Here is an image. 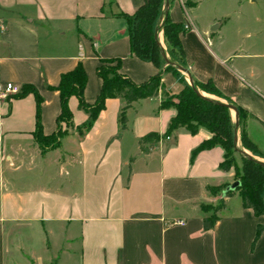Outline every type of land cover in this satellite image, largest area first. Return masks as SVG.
Wrapping results in <instances>:
<instances>
[{
  "label": "crops",
  "instance_id": "0c3cea01",
  "mask_svg": "<svg viewBox=\"0 0 264 264\" xmlns=\"http://www.w3.org/2000/svg\"><path fill=\"white\" fill-rule=\"evenodd\" d=\"M143 1L0 0V87L31 84L38 90L47 135L56 131L60 112L59 93L49 86L78 63L87 76L88 104L102 84L99 57L120 58L121 73L135 83L146 81L158 68L130 52L127 21L120 15ZM261 6L264 0H172L168 14L189 25L181 42L190 76L211 80L222 96L200 92L241 107L249 138L264 151ZM158 36L162 44L161 31ZM161 80L156 97L127 109L123 131V98H107L80 135L77 128L88 113L71 96L72 123L63 125L60 146L47 151L33 136L34 95L0 100V264H264V230L251 248L264 215L243 207L238 193L232 202L236 193L208 190L232 179L233 169L219 167L224 149L215 145L192 157L210 136L204 127L191 133L181 126L162 136L176 110L160 103L182 84L170 71ZM149 132L160 140L140 148L139 139ZM220 199L223 208L204 229L210 212L201 205Z\"/></svg>",
  "mask_w": 264,
  "mask_h": 264
},
{
  "label": "trees",
  "instance_id": "16d2710c",
  "mask_svg": "<svg viewBox=\"0 0 264 264\" xmlns=\"http://www.w3.org/2000/svg\"><path fill=\"white\" fill-rule=\"evenodd\" d=\"M171 1L169 0V3ZM164 3L165 0H144L133 13H120L127 21L130 52L142 60L152 62L158 68V72L146 81L135 83L128 76L121 73L120 58L99 57V65L96 71L102 84L95 102L88 104L85 102L83 95L87 76L82 64L78 63L72 70L60 75V80L56 86H49L50 89L57 90L59 93L60 112L56 117V131L47 135L43 133L40 121L42 97L38 90L31 84H23L20 86L19 92L12 97L20 98L30 93L34 95L36 122L33 136L42 151H47L60 146L61 138L67 133V129L63 125L67 127L72 123V112L68 105L71 96H76L79 107L88 113L87 120L77 128L80 135L91 128L99 112L104 108L107 98H123L124 105L119 114L120 129L123 131L127 127V109L131 108L133 103L139 99L156 97L163 87L162 74L170 71L178 77L182 88L175 95H167L160 103L162 108L172 106L176 110L162 136L166 137L181 126L187 128L191 133H195L199 127L206 128L210 132V136L192 151V157L200 150L220 145L224 149V155L219 167L224 171L233 169L234 175L240 183L235 190H239L238 194L241 197L243 207L251 208L256 216L264 215V202L262 200L264 164L247 158L239 152L241 148L235 146V122L232 120L231 110L227 105L213 102L197 93L194 87L185 79L182 72L175 66L166 64L163 58L162 52L164 51L171 62L185 67L181 34L187 30V27L182 22L172 21L168 12L164 14ZM185 4H188V2ZM156 28H158V31H162L166 49L161 47L155 37ZM193 81L199 91L222 96L211 80L200 82L193 79ZM226 103L235 105L228 99H226ZM235 106L239 114L238 130L242 148L249 150L253 156L264 159V151L257 148L244 128L245 111L241 107ZM160 138L159 134L149 132L139 139L138 144L142 148L144 144L157 142ZM236 154L240 157L241 165L237 163ZM227 185L226 183L218 187H208V190L216 194L222 192ZM234 191H226L224 196L229 197ZM223 206L224 199H220L215 205H201L204 211L210 212L204 218V229L213 226L217 218L216 214ZM262 230H264V225L258 224L251 242L252 249Z\"/></svg>",
  "mask_w": 264,
  "mask_h": 264
},
{
  "label": "water",
  "instance_id": "95a60500",
  "mask_svg": "<svg viewBox=\"0 0 264 264\" xmlns=\"http://www.w3.org/2000/svg\"><path fill=\"white\" fill-rule=\"evenodd\" d=\"M169 4H170V3H169V0H165V3H164V14H167ZM214 28H216V25H215L212 29H214ZM158 33H159L158 28H156V29H155V37H156L158 43L161 45V47H163L162 44H161V42H160V39H159ZM163 48H164V47H163ZM162 54H163V58H164L166 64L173 65V66H175L178 70H180L181 72H183V73H185V74L188 75V81H189V84H191V85L194 87V89H195V91H196L197 93H199L201 96H203L204 98H206V99H208V100H211V101L216 102V103H219V104H222V103H223V104L227 105V107H228L231 111L234 112V122H235V125H234V144H235V146H236V145H237V131H238V125H239V114H238V111H237L236 106L233 105V104L226 103V102H223V101H220V100H217V99H214V98L208 97V96H206V95H203V94L198 90V88L195 87V85H194V81H193L192 77L190 76V74H189L187 68L182 67V66H180V65H178V64H176V63L171 62V61L168 59L167 54H166L164 51L162 52ZM239 152H240L241 154H243L244 156H246L247 158L251 159V160H254V161H256V162H259V163H261V164H264V161H262V160L256 158L255 156H253L251 153L247 152V151L244 150V149L239 150ZM239 184H240L239 181H238V180H235L234 182L228 184V185L225 187V189L223 190L222 193L224 194L226 191H229V190L234 191V190L239 186Z\"/></svg>",
  "mask_w": 264,
  "mask_h": 264
},
{
  "label": "built area",
  "instance_id": "2783aa9c",
  "mask_svg": "<svg viewBox=\"0 0 264 264\" xmlns=\"http://www.w3.org/2000/svg\"><path fill=\"white\" fill-rule=\"evenodd\" d=\"M185 27L188 28V25L185 24ZM20 90V87L17 85H14L12 83H6L4 86L0 87V100H8L13 95L18 93ZM183 220H175L172 222V224H183Z\"/></svg>",
  "mask_w": 264,
  "mask_h": 264
},
{
  "label": "rangeland",
  "instance_id": "374dc122",
  "mask_svg": "<svg viewBox=\"0 0 264 264\" xmlns=\"http://www.w3.org/2000/svg\"><path fill=\"white\" fill-rule=\"evenodd\" d=\"M248 7L249 6H246V8L245 9H248ZM262 8H261V11H262V13H264V6H261ZM189 26V25H188ZM160 32V31H159ZM162 32V31H161ZM229 34V33H228ZM231 34V33H230ZM162 37H163V34H162ZM162 46L164 47V49H166V46H165V43H164V40H163V38H162ZM230 113H231V116H232V120L234 121V112L233 111H230ZM237 146L239 147V148H241V149H244V148H242V146H241V143H240V141L238 140V143H237ZM244 150H246L247 152H249V153H251L249 150H247V149H244ZM256 158H258V159H260V160H262V161H264V159L263 158H260V157H258V156H255ZM236 159H237V163H238V165H241V160H240V157H239V155L238 154H236ZM235 180H237L236 179V177H235V175H234V173H233V176H232V179H231V181L230 182H228L227 184H230L231 182H234ZM239 192V190H235L233 193H236L235 194V196L232 198V202H234V201H238L239 199H240V197H239V195L237 194ZM262 200H263V202H264V192H263V194H262ZM219 201V200H218Z\"/></svg>",
  "mask_w": 264,
  "mask_h": 264
}]
</instances>
